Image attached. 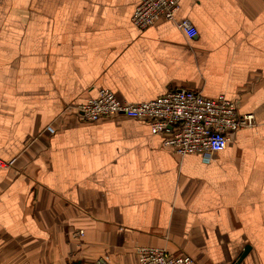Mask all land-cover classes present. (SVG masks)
Instances as JSON below:
<instances>
[{"label": "crops", "instance_id": "0c3cea01", "mask_svg": "<svg viewBox=\"0 0 264 264\" xmlns=\"http://www.w3.org/2000/svg\"><path fill=\"white\" fill-rule=\"evenodd\" d=\"M140 0H0V264H264V0H182L140 30ZM109 89L150 102L224 95L255 125L210 159L128 117L83 122ZM83 232V236L79 232Z\"/></svg>", "mask_w": 264, "mask_h": 264}, {"label": "built area", "instance_id": "2783aa9c", "mask_svg": "<svg viewBox=\"0 0 264 264\" xmlns=\"http://www.w3.org/2000/svg\"><path fill=\"white\" fill-rule=\"evenodd\" d=\"M182 0H140L132 15L133 25L145 30L161 20L175 22L189 39L197 30L189 20H176ZM76 116L83 122H97L102 118L128 117L150 125L153 134L164 135L165 144L183 156L199 154L210 159L213 153L227 148L233 133L255 125L253 114H242L238 102L220 95L207 98L200 92L171 90L150 102L129 103L119 100L109 89L75 106ZM79 234L83 236V232ZM134 264H193L188 255H174L159 247H140ZM94 264H110L100 258Z\"/></svg>", "mask_w": 264, "mask_h": 264}, {"label": "water", "instance_id": "95a60500", "mask_svg": "<svg viewBox=\"0 0 264 264\" xmlns=\"http://www.w3.org/2000/svg\"><path fill=\"white\" fill-rule=\"evenodd\" d=\"M250 251V246H246L244 252L240 255L238 260L234 264H240Z\"/></svg>", "mask_w": 264, "mask_h": 264}]
</instances>
